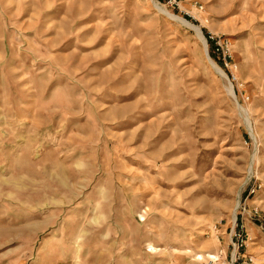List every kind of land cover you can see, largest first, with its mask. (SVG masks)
Segmentation results:
<instances>
[{
  "label": "rangeland",
  "instance_id": "1",
  "mask_svg": "<svg viewBox=\"0 0 264 264\" xmlns=\"http://www.w3.org/2000/svg\"><path fill=\"white\" fill-rule=\"evenodd\" d=\"M0 264H264V0H0Z\"/></svg>",
  "mask_w": 264,
  "mask_h": 264
}]
</instances>
